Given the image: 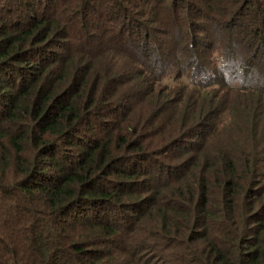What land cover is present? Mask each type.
<instances>
[{
  "label": "trees",
  "instance_id": "obj_1",
  "mask_svg": "<svg viewBox=\"0 0 264 264\" xmlns=\"http://www.w3.org/2000/svg\"><path fill=\"white\" fill-rule=\"evenodd\" d=\"M0 264H264V0H0Z\"/></svg>",
  "mask_w": 264,
  "mask_h": 264
},
{
  "label": "rangeland",
  "instance_id": "obj_2",
  "mask_svg": "<svg viewBox=\"0 0 264 264\" xmlns=\"http://www.w3.org/2000/svg\"><path fill=\"white\" fill-rule=\"evenodd\" d=\"M175 69V68H174ZM179 80H177V82H184V80H185V77L182 75V76H180L179 78H178ZM168 84H173V83H171V82H167ZM161 84H163V83H161Z\"/></svg>",
  "mask_w": 264,
  "mask_h": 264
}]
</instances>
